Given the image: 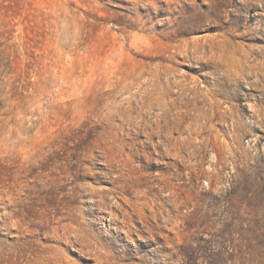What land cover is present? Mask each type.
<instances>
[{"label": "rangeland", "instance_id": "1", "mask_svg": "<svg viewBox=\"0 0 264 264\" xmlns=\"http://www.w3.org/2000/svg\"><path fill=\"white\" fill-rule=\"evenodd\" d=\"M0 264H264V0H0Z\"/></svg>", "mask_w": 264, "mask_h": 264}]
</instances>
